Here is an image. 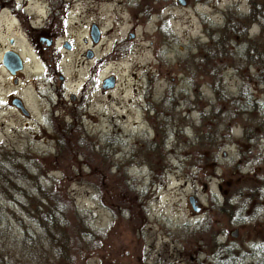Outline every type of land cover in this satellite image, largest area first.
I'll list each match as a JSON object with an SVG mask.
<instances>
[{"label": "rangeland", "instance_id": "374dc122", "mask_svg": "<svg viewBox=\"0 0 264 264\" xmlns=\"http://www.w3.org/2000/svg\"><path fill=\"white\" fill-rule=\"evenodd\" d=\"M147 1L153 10L142 11L134 0L85 1L79 17L98 23L101 36L91 58L83 53L89 43L61 52L65 100L68 92L78 97L83 85L74 106L55 104L49 113L39 101L25 118L4 106L0 93V157L13 150L31 160L20 187L64 192L86 212L92 230L76 235V248H65L54 240L57 233L25 216L31 233L22 240V226L9 217L11 226L0 235L4 264H219L205 256L217 242L212 233L227 236L228 224L215 222L211 206L221 202L216 185H224L236 158L233 149L223 155L224 142L242 137L244 127L245 136H261L264 144V0H255L261 25H236L232 35L226 25L248 11V0ZM214 66L217 92L208 84ZM109 74L114 83L102 88L100 79ZM65 122L74 139L89 138L91 151L76 143L64 153L57 136ZM249 142L255 139H240L241 146ZM242 162L240 183H264V163L251 175L249 159ZM0 190L12 191L10 185ZM12 195L0 194L8 216L10 208L19 212L12 197L20 196ZM253 229L242 224L237 241Z\"/></svg>", "mask_w": 264, "mask_h": 264}, {"label": "flooded vegetation", "instance_id": "af4514ba", "mask_svg": "<svg viewBox=\"0 0 264 264\" xmlns=\"http://www.w3.org/2000/svg\"><path fill=\"white\" fill-rule=\"evenodd\" d=\"M80 1L83 2L81 8L78 7L82 5ZM85 1L0 0V93L4 106L12 107L27 118L32 106L39 101L42 111L53 113L55 104L70 102L74 106L83 98V85L78 97L68 92L70 101L64 98L65 76L61 52H71L79 45L89 43L84 47L83 53L87 58L93 56L91 46L98 43L101 33L98 23L89 21L86 24L84 18L79 17L80 9L81 12L85 11ZM176 2L182 5L186 0L183 3L179 0ZM134 3L137 6L140 4L142 11L143 9L149 11L150 8L153 10L154 7L147 0H134ZM91 24H95L99 31L95 40L90 33ZM87 50L90 51L89 56L86 55ZM68 59L69 56L64 55L63 60ZM104 77L100 79L102 88L108 87L104 84ZM6 84L11 87L9 91H5ZM17 104L27 112H22ZM245 132L246 129L243 127L242 137L230 136L224 142L223 155L228 156L233 149V156L236 158L228 167L224 185L222 187L219 183L216 185L221 193V202L211 205L216 217L215 222L222 221L228 224L227 236L223 240L218 237L221 233H212L213 239L217 242L205 256L216 257L219 264H229L231 259L239 264H264V183L260 181L251 184L240 183V177L243 175L242 157L248 158L254 167L251 175H255V171L262 168L264 144L260 145L261 142L258 140L263 137L253 138L246 135L255 139V142L241 146L240 139L246 137ZM199 209L200 206L193 210ZM247 223L253 224L255 229L245 233L244 242H238L239 229L242 224ZM196 261L194 264H205L204 259Z\"/></svg>", "mask_w": 264, "mask_h": 264}, {"label": "trees", "instance_id": "16d2710c", "mask_svg": "<svg viewBox=\"0 0 264 264\" xmlns=\"http://www.w3.org/2000/svg\"><path fill=\"white\" fill-rule=\"evenodd\" d=\"M249 8L246 13L239 15L238 19H236L233 25H229L230 34H234V32H239L236 29V25L245 26L251 22H257L261 25V22L258 21L257 15H261V8L257 4L255 0H248ZM258 5V6H257ZM228 24V21L225 22ZM231 34V35H232ZM224 36V40L221 44V49L223 51L224 48L227 47V42L230 40L229 32H227ZM224 55V53H220V55ZM222 55V56H223ZM216 53L213 54L212 58L215 59ZM256 58L255 55H253ZM253 58V59H254ZM260 59V58H259ZM253 61H258V59H254ZM263 62V60H261ZM216 66L213 68V72L211 73V77L209 79L208 84L215 90L218 91V87L216 85V81L219 79L216 72ZM239 94H243L245 98L248 96L246 91H241ZM218 96V94H216ZM68 124V125H67ZM71 123H64L58 134V142L61 141L63 143V151L64 153H70L71 149L77 144L78 147L81 146L88 148L91 151V145L88 144V139L84 140L79 137L78 140L74 139L72 133L68 130V126ZM22 154H17L13 150L2 151V157H0V188L7 187V185L11 186L12 191L6 195L2 193L0 190V194L7 198L13 196L12 194H16L20 196V199L16 197H12L17 203V207L19 212L13 211V209H8L9 216L5 213V207L0 205V235L5 231L9 230L10 222L9 217L14 218L16 222H19V225L22 227V240H25L27 235L30 236L31 230L28 227L27 223H23V219L21 216H25L27 220L30 222H34L38 224L41 229L48 233H57L54 240H59L63 242L65 248H76L77 247V234H90L92 230L87 226L86 220L87 215L85 211L79 210L75 204L73 203L72 198H70L64 192L59 191H49L46 189L40 190L39 183L37 180L33 182L34 186L38 185L34 189V193L29 192L28 190H24L20 187V180L27 177L29 174L27 173L29 170L30 158L27 160H20L19 156ZM36 175L34 176V178ZM98 185V183H95ZM5 214V215H4ZM69 233V236H67ZM62 236V237H61ZM31 239V238H30ZM66 241L68 243H66ZM58 246L57 248H59ZM75 254V253H69ZM3 254L0 253V264H4L2 262ZM64 255V254H63Z\"/></svg>", "mask_w": 264, "mask_h": 264}, {"label": "water", "instance_id": "95a60500", "mask_svg": "<svg viewBox=\"0 0 264 264\" xmlns=\"http://www.w3.org/2000/svg\"><path fill=\"white\" fill-rule=\"evenodd\" d=\"M179 1H180V3H183L184 2V0H179ZM90 33L92 35L93 40L97 39V35H98L99 31H98L97 27L95 26V24H91V26H90ZM86 55L87 56L90 55V51L89 50L86 51ZM103 81L105 82L104 84L106 86L111 87L113 85V83H114V76H113V74H109V75L105 76L103 78ZM17 106H19V108L21 109L22 112H24V113L27 112L26 109L23 108L22 106L20 107V105H18V104H17ZM187 200H188V202L190 203L191 207L194 210H196L198 208V204L196 203V198H195L194 195L189 194L187 196ZM230 232H232V230Z\"/></svg>", "mask_w": 264, "mask_h": 264}]
</instances>
